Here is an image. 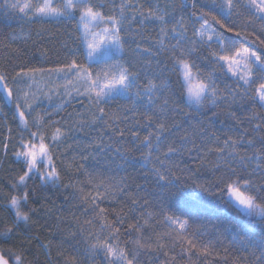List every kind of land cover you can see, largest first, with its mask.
Returning a JSON list of instances; mask_svg holds the SVG:
<instances>
[{
  "label": "snow or ice",
  "instance_id": "snow-or-ice-1",
  "mask_svg": "<svg viewBox=\"0 0 264 264\" xmlns=\"http://www.w3.org/2000/svg\"><path fill=\"white\" fill-rule=\"evenodd\" d=\"M211 4L215 12L197 14V0H191L193 12L189 14L188 19L198 23L199 27H195L194 24L191 37H189L187 35L189 26L185 17L180 16L176 19L169 11L170 7L174 11V6L166 3L161 5L159 0L147 9L142 4L132 5L131 0H120L119 4L112 0L110 9L105 0H55V3L54 0H39L36 3L32 0H24L23 3L11 4L5 0V7L10 11L14 10L22 14V19H26L30 24L39 23L41 25L37 35L48 31L47 24L75 21L76 30L80 34V42L86 46L88 59L96 56L101 44L114 53H122L126 43L124 37L130 34L128 26L136 20L137 15L140 17L138 21L140 25L146 22L159 25L157 37L145 36L142 32L136 33L142 42L136 43L135 48V51L143 57L139 67L132 61L116 60L108 66L107 70L95 73V78H93V73L87 65H81L75 58L70 57L67 63L47 71L66 74L75 71L77 80L83 81L84 92L80 93V89L75 85L74 90L80 94H87L90 103L96 106V113L92 115L89 126L102 121L104 125L111 128L113 125L109 123V120H127V116L109 114L102 105L114 95L127 96L130 100L133 95L135 96L131 109L125 108L124 110H130L133 116L140 115L149 126L154 127L155 131L149 132L143 139L140 138L139 133L132 135L147 149L146 152H141V157L144 161L151 163L149 171L153 172L161 193L166 195L174 207L184 213L182 216L174 214L165 216L169 227L173 231H179L181 236L191 227L190 219L195 220L198 215L209 211L207 206L197 198V190L228 198L227 202L236 211V215L228 218V227L235 229L238 235L248 231L245 223L246 216H257L264 223V136L259 137V147H257V141L251 137L249 129L243 127L245 118L238 117L235 112H230L229 115L240 126V131L235 136L225 133L226 138L223 140L213 133L212 143L217 146L207 147V151L204 146L196 145L192 137L187 134L178 136L171 142L165 136V133H169L172 128L179 127V122L174 119L169 123L168 111L171 107L172 111L183 112L181 100L184 99L185 93L187 95L185 106L190 109L195 107L197 111L208 103L213 106L225 102L248 105L250 112L247 117L248 121H259L252 126V131L264 132V54L244 45H237L234 41H226L212 27L207 18L210 16L213 23L226 28L230 33L237 32L235 25L229 27L225 21L230 20L233 13L239 15L238 0H211ZM244 7L248 10L249 16L245 19L241 26L242 30L238 34L254 38L264 51V39H261L264 36V0H246ZM106 9L109 11L106 12ZM130 10L131 16L129 15ZM255 21L260 22L259 28L249 33L246 29ZM257 31L260 35H256ZM69 36L71 38V33ZM214 44L217 46L215 49ZM201 49L207 50V55H204L202 59L211 60L215 65L211 72L205 73L196 63V59L201 58L199 55ZM163 53L168 54V60L171 61L170 67L165 61L159 59ZM44 71L45 69L41 68L25 70L21 67L13 79L23 80L26 77L35 83V74ZM217 71L223 73L224 77L230 78L232 83H225L221 87L217 82ZM168 72L176 75L177 79L174 84L181 90L179 94L174 91L173 83L165 78V73ZM7 79L4 72H0V83L3 84L5 98L15 103L23 130L17 141L19 150L13 153L22 167L8 185L9 191L0 188V209L6 213L0 215V226L3 229L0 231V238L6 240L19 234L22 225L27 226L33 223L32 216L38 211L32 206L33 201L37 199V190L29 183L33 179V173H39L44 183L55 184L60 180L61 171L56 166L53 148L62 142L61 138L66 140L71 132V129L64 130L55 127L50 136L46 135L42 129L48 123L45 116L50 117L49 113H45V116L36 113L31 126L36 128V131H32L26 112L31 114L35 111L33 104L29 103V100L34 98V94L21 89L19 96L14 95L13 89L6 83ZM142 79L145 81L143 84ZM194 79L196 80L195 85H193ZM68 83L73 82L68 81ZM27 86L31 89L32 84ZM177 95L180 99L176 98ZM137 101L142 102L146 107L144 112L137 111ZM51 123L55 125L59 122L51 121ZM84 123V121L79 122L81 125ZM136 123L138 124L139 121ZM78 130L83 131V127H79ZM24 131L28 133L27 137L23 135ZM118 131L120 136L124 135L122 130ZM100 144H103L102 140L96 146L100 147ZM189 144L192 146L187 147ZM3 148L6 153L9 144L5 143ZM193 150L197 152L198 157L193 160V164L197 166L196 170L189 167L180 168L179 164L167 163L166 165V161L170 162L173 157L184 153L191 155ZM250 150L251 156L247 155ZM100 151H103V148H100ZM154 153H160L165 158L161 160L160 156H155V160L161 167H157L152 161ZM208 153H213L217 157L212 163L215 184L199 181L196 178L198 168L204 165ZM42 163L46 166L41 167ZM68 166L71 167V165ZM178 172L181 175H178ZM217 173L219 175H216ZM94 179L95 177L89 174L88 184L93 186L95 194L85 192L83 188L78 189L82 203L89 204L92 212L102 221L100 233H89L93 242L89 244L88 252L93 256L100 254L105 264H139L141 252L152 247L142 242L143 230L149 224L148 219H143L144 214L142 213L141 218L135 223L126 224L127 214L121 209V212L113 210L112 214L115 215V219L108 220L109 210L100 207V204L116 200L117 197L123 195L131 199L133 208L129 211H134L136 207L141 206L139 200L130 196L126 191L127 185L122 182L121 185L113 187L105 184L102 179L93 184ZM143 203L147 205L148 201L145 199ZM147 215L149 218L152 217L151 213ZM141 219L143 223L140 222ZM86 223L91 224V220ZM122 228L125 233L138 234L135 240L130 241L133 245L131 249L128 247L129 242H124V246H121ZM76 235L77 233L72 230L67 231L65 241L58 246L59 256H64L63 243L67 242L71 245ZM183 238L191 247H196L192 240H187V237ZM31 239H38V237L27 238L29 244ZM157 239L159 240L160 237L158 236ZM261 243L264 245V241ZM42 246L50 251L49 245ZM159 246L163 247V245ZM23 251L22 248L14 250L0 246V264H25ZM202 251L210 254L207 247H204ZM70 260L71 264H76L75 256L70 257ZM27 264H33V262L28 261Z\"/></svg>",
  "mask_w": 264,
  "mask_h": 264
},
{
  "label": "trees",
  "instance_id": "trees-1",
  "mask_svg": "<svg viewBox=\"0 0 264 264\" xmlns=\"http://www.w3.org/2000/svg\"><path fill=\"white\" fill-rule=\"evenodd\" d=\"M24 0H7V3H23ZM33 3L39 0H32ZM156 0H131L132 5H143L145 9L155 3ZM240 3L239 15L233 13L230 20L225 23L229 27L235 25L237 32H228L226 28L212 22L209 19L212 27L220 33L226 41L231 40L238 45H244L254 51L261 52V45L250 38L249 36L239 35L242 30L241 26L245 19L249 16L248 10L244 7L246 0H238ZM109 5H112V0H105ZM116 4L120 0H115ZM161 5L168 4L174 6L169 8V11L179 19L184 16L189 26L188 36L191 37L192 28L199 27L198 23L189 20V14L193 12L191 0H159ZM197 14L200 12L209 13L215 12L212 7L211 0H197ZM106 9L105 11H109ZM132 12L129 11L131 16ZM219 15V13H216ZM140 17L137 15L136 20L129 27L130 34L125 36L126 41L122 53H117L109 59L106 57L102 60L90 62L86 57L84 44H81L79 33L76 30L75 21H64L60 23H50L46 25L48 31L37 35L41 25L39 23H29L26 19H22V14L10 11L5 7V0H0V72L8 77L6 83L14 91V95L19 96L20 90L30 91L34 94V98L29 100L35 109L31 114L26 112L28 116V124L32 131L36 128L31 127L33 117L36 113L45 116L48 121L42 131L50 136L55 127H60L64 130L71 129L68 138H63L62 142L53 148L55 152L56 166L61 171L60 180L53 183H44L40 179V174L34 172L33 179L30 184L36 188L37 199L33 201L32 206L38 211L32 216L33 223L27 226L22 225L19 234L14 235L11 239L0 238V246L5 248H13L14 250L23 249L25 264L32 261L33 264H71L70 257H76V264H105L104 259L100 254L93 256L88 252L91 238L89 233H100V225L102 221L92 212L89 204H84L81 201V193L78 189L83 188L85 192L95 194V189L88 184L89 174H92L95 179L93 184L98 183L101 179L105 184L113 187L123 184L127 185L126 191L130 196H134L139 200L140 207H136L134 211H129L133 208L131 199L123 195L117 197L116 200L106 201L100 204V207L106 208L108 212V220H114L116 212L127 214L126 224L135 223L137 219H148L149 224L143 230V243L152 245L151 248L141 252L139 264H264V223L257 216H246L245 223L248 231L246 233L237 234L236 230L228 227V218L236 215V211L231 204L227 202L228 198L221 197L219 194L211 195L209 192L197 190V198L200 202L207 206L209 211L205 214H200L195 220L190 219L191 227L183 233L173 231L165 220L167 215L182 216L179 209L174 207L167 199L166 195L162 194L160 187L156 183V178L153 172L149 171L151 163L144 161L141 157V152H146L147 149L139 144L133 133H139L141 139L149 132H154L153 126H149L140 115L133 116V113L125 111V108L131 109L132 96L130 100L127 96L114 95L102 106L109 114H115L123 117L127 116V120L117 119L109 120L113 126L111 128L103 124L102 121H97L89 126L92 115L96 113L95 104H91L87 94L84 92V83L82 80H77V74L72 72H50L49 69H54L67 63L69 58H75L81 65H87L95 78V73L107 70L110 64L116 60L124 62L132 61L139 67L143 57L136 51V43H142L137 32H142L145 36L157 37L159 25L157 23H148L140 25L138 23ZM259 21L247 27V31L251 33L254 29L259 28ZM71 33V38L69 36ZM256 35H260L257 31ZM264 39V36L261 37ZM167 42V41H166ZM174 42V41H173ZM148 46V45H145ZM213 48H217L214 44ZM200 59H196L202 71L205 73L211 72L215 65L211 60L204 61L202 58L207 55L206 49L200 50ZM159 59L165 61L171 66V61L168 60V54L163 53ZM24 67L45 69L43 73L35 74V83L28 80L26 77L23 80L13 79L15 73ZM217 82L221 87L225 83L231 84L232 80L224 77L223 73L217 71ZM165 78H168L173 83L174 91L179 94L180 89L176 87V75L171 72L165 73ZM68 81L73 83L69 84ZM141 83H145L142 79ZM28 84H32L31 89ZM75 87L80 89V93L74 90ZM95 95L94 93L92 94ZM177 99L180 96L177 95ZM186 93L184 99L181 100V108L183 112L172 111L171 107L168 111L169 123L172 120L179 122V127H174L169 133H165L168 141L177 139L178 136L185 134L192 137L194 143L198 146L215 147L212 143L213 133L220 136L221 140L225 137V133L235 136L240 131V126L229 115L230 112H235L238 117L245 118L243 127L249 129L252 138L257 141L259 147V137L264 136V132H253L252 126L259 123L258 120L248 121L250 115L248 105L240 103H220L218 106H213L210 103L206 104L201 110L197 111L195 107L188 108L185 106ZM137 111L144 112L146 107L142 102L137 101ZM0 188L9 191L8 185L13 181V178L18 174L22 164L14 157L13 153L19 150L18 139L23 130L15 103L5 98L3 89L0 88ZM257 111L259 109L257 108ZM184 113H189L185 115ZM216 113V115H213ZM51 121L59 123L53 125ZM84 121L83 125L79 124ZM136 121H139L137 124ZM79 127H83V131H79ZM11 129V131H9ZM124 132L123 136L119 135V131ZM27 137L28 133L23 132ZM100 147L96 145L100 141ZM177 142H179L177 140ZM9 144V148L5 153L3 145ZM49 143H51L49 141ZM189 144L187 147H191ZM103 148V151H100ZM130 150V151H128ZM251 156V150L247 153ZM155 156H160L161 160L165 158L160 153H154L151 158L157 167H161L159 162L155 160ZM198 159L197 152L193 150L189 155L184 153L175 156L167 163L179 164L180 168L189 167L194 170L197 166L193 164V160ZM217 157L213 153H208L205 158V163L200 166L197 171L196 178L199 181H207L209 184H215V176L213 174L212 163ZM127 161V162H125ZM68 165H71L69 167ZM82 167H79L81 166ZM43 163L41 167H44ZM79 168V170H77ZM181 175V173H177ZM216 175H219L218 173ZM187 179V177H183ZM139 186V187H137ZM190 191V190H189ZM191 199V197H187ZM148 201L144 205V200ZM87 209V210H86ZM148 213L152 217H148ZM3 209H0V215H5ZM143 219L140 220L143 223ZM91 220V224L86 221ZM0 226V231H2ZM72 230L77 233L75 240L69 243H63L65 249L64 256L58 255V248L62 241H65L66 233ZM170 233V235H168ZM106 234V233H105ZM138 234L135 232L125 233L121 229L120 241L121 246L124 242H129L128 247L131 249L133 245L130 241L135 240ZM160 237L158 240L157 237ZM29 237H38L31 239V243L27 242ZM187 240H192L196 247H191ZM24 241V243H21ZM51 242V243H49ZM42 245H49L50 251H47ZM159 245H163L160 247ZM207 247L209 253L202 251Z\"/></svg>",
  "mask_w": 264,
  "mask_h": 264
},
{
  "label": "rangeland",
  "instance_id": "rangeland-1",
  "mask_svg": "<svg viewBox=\"0 0 264 264\" xmlns=\"http://www.w3.org/2000/svg\"><path fill=\"white\" fill-rule=\"evenodd\" d=\"M54 3H55V0H54ZM96 31H99V29H95ZM237 44V43H236ZM238 45V44H237ZM85 47V52L87 53V49H86V46L84 45ZM117 53H114L113 51L111 50H108L107 47L104 45V44H101L100 45V49L98 51V53L96 54V56L93 58V59H88L90 62H93V61H98V60H102L106 57H110V56H113ZM196 84V80L194 79L193 80V85ZM0 88L3 89V84L0 83ZM186 99H187V95H186ZM0 111H1V108H0ZM45 167V166H44Z\"/></svg>",
  "mask_w": 264,
  "mask_h": 264
}]
</instances>
